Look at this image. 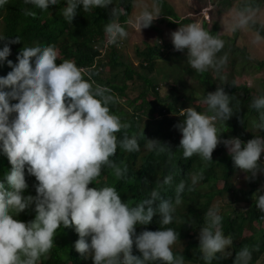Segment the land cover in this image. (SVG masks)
<instances>
[{"label": "clouds", "instance_id": "clouds-1", "mask_svg": "<svg viewBox=\"0 0 264 264\" xmlns=\"http://www.w3.org/2000/svg\"><path fill=\"white\" fill-rule=\"evenodd\" d=\"M114 2L63 0L60 12L72 24L78 9L90 12ZM8 3L9 0H0V9ZM24 3L47 11L61 0H24ZM133 7L139 11L125 23L140 34L161 15L159 0L151 3L133 0ZM24 12L35 15L30 9ZM121 14L122 8L111 10L112 18L104 27L106 39L96 46L102 57L114 48L123 51L126 42L123 39L129 32L119 22ZM254 17L253 9L245 7L231 17V28L243 29L254 22ZM170 36L176 52L187 50V62L197 72L219 70L227 61V56L217 58L224 41L199 22L180 24ZM5 38L0 36V40ZM20 40L16 36L0 48V62L7 60L12 68L6 76H0V152L6 154L12 165L0 178V264H38L42 256L50 255L60 245L61 233L64 241L74 243L76 234L74 237L62 232L73 233V229L79 236L75 249L85 259L91 258L93 264H184L183 255H174L172 249L178 239L173 228L136 233L137 225L150 224L157 213L161 225L173 222L174 204L181 202L184 182L176 187L174 200L165 199L153 188L150 195L134 206L124 202L113 186L89 187L104 168L112 169L117 178L127 175V167L117 166L111 157L118 146L127 152L139 151L138 134L131 137L125 134L118 139L116 134L124 132L128 125L110 111L109 105L114 101L110 90L95 84L91 74L74 61L65 59L57 63L59 53L55 46L23 47L17 63L8 60L9 44ZM248 85L251 86V81ZM233 99L223 87H218L206 95L207 112L192 106L183 109L180 116L184 118L176 125L182 133L179 148L185 159L197 154L204 161H213V150L223 142L234 165L249 174L246 178H254L264 172V136H254L246 143L239 137L222 141L224 131L217 126L234 114ZM13 100L16 102L10 103ZM251 107L259 112L256 127L264 131V95L255 97ZM145 148L164 150L163 144L155 139H146ZM171 156L170 151V159ZM26 167L27 173L38 181L36 193L27 195ZM198 179L193 176L192 183L196 184ZM172 181L173 174L169 173L160 183L170 185ZM253 198L264 213V189H258ZM221 222L219 209L209 208L199 233V250L205 264L218 259V253L231 254L226 249L233 241L223 234ZM134 244L141 255L133 254ZM250 260L251 253L244 247L237 253L234 264H250Z\"/></svg>", "mask_w": 264, "mask_h": 264}, {"label": "trees", "instance_id": "trees-1", "mask_svg": "<svg viewBox=\"0 0 264 264\" xmlns=\"http://www.w3.org/2000/svg\"><path fill=\"white\" fill-rule=\"evenodd\" d=\"M233 1L236 2L238 11L245 7L253 9L254 12L264 8V0H221L224 7L232 5ZM63 7V0L59 5L50 6L47 11L25 4L24 0H9L0 9V36L6 37L0 40V48L19 36L21 40L18 43L9 44L11 54L7 58L17 63V56L23 47L36 44L53 45L59 53L57 63L65 59L74 61L91 74L95 84L110 90L114 97L109 105L110 111L128 125L124 132L116 135L119 139L125 134L129 137L138 134L140 150L127 152L118 146L111 159L121 168L126 166L127 175L117 178L112 169L104 168L89 187L113 186L124 202L134 206L150 195L153 188H157L165 199L174 200L176 187L183 181L185 189L181 193V202L174 204L173 222L161 225L160 215L157 213L150 224L137 225L136 233L146 229L156 231L160 227L173 228L178 234V239L172 246L174 255L182 254L184 264H205L199 250V233L205 223V213L209 208L216 207L222 216L221 230L233 243L226 249L231 254L218 253V259L213 260L212 264H234L237 253L244 247L251 253L250 264H264V213L256 207L253 198L254 193L264 183V172L257 173L254 178H248L241 184L236 176L244 171L234 165L223 142L213 150V161H204L197 154L185 159L183 150L179 148L182 133L176 127L184 118L180 116L183 109L192 106L198 111L207 112V93L223 87L234 97L231 104L235 112L228 121L218 122V128L224 131L221 133L222 141L239 137L246 143L254 136H264V131L256 127L259 112L251 107L255 97L264 95V86L261 89L252 88L248 84H237L235 79L236 73L241 74L235 68L236 63L249 61V54L235 46L236 38L220 36L224 41V48L217 53V58L227 56L226 63L219 70L209 68L205 72H197L187 62L186 49L173 52L170 50L174 45L157 41L153 45L146 43L144 47L138 46L135 49L136 58L139 60V64L135 66L120 49L114 48L102 57L96 48L106 39L104 27L112 18L111 10L114 7L124 10V14L118 19L127 27L125 22L131 16L133 0H115L106 8L98 7L90 12L78 9L72 24L67 23L61 15L60 9ZM159 7V24L166 23L169 28L175 29L180 24L193 22L190 19L182 20L166 0H159ZM25 9L34 11L35 15H25ZM249 26L264 37L262 24L254 21ZM203 27L215 35L219 33L217 24L209 29L207 22H204ZM231 55L243 56V60L231 58ZM226 66L232 68L228 73L223 72ZM161 67L170 68V71L162 74ZM252 68L256 71L264 70V61L252 64ZM11 70L7 60L0 62V76H6ZM168 82L169 91L162 95L161 90L166 88ZM122 100L128 102V105L123 106ZM151 138L160 141L164 150L146 149L145 140ZM11 167L6 154L0 152V178ZM169 173L173 174L172 183L161 186L160 182ZM244 174L249 176L246 172ZM193 176L199 177L196 184L192 183ZM25 179L28 188L24 194L36 193L38 181L27 173V167ZM73 230V233L65 230L62 232L73 236L76 234L78 240V233ZM59 240L60 245H56L50 255L42 256L38 264H93L91 258L85 259L77 252V240L74 243L64 241L62 233ZM133 254L141 255L135 244Z\"/></svg>", "mask_w": 264, "mask_h": 264}, {"label": "rangeland", "instance_id": "rangeland-1", "mask_svg": "<svg viewBox=\"0 0 264 264\" xmlns=\"http://www.w3.org/2000/svg\"><path fill=\"white\" fill-rule=\"evenodd\" d=\"M176 11L178 16L184 19H190L202 24L207 22V26L211 29L214 25H218L219 36H226L228 38H236L235 46L241 48L243 52L249 54L250 60L246 63H236L235 68L240 70L241 74L236 73L235 79L237 84H248L251 81V87L258 89L264 86V70L256 71L252 68V64L264 61V37H262L258 32L252 30L249 26H245L243 29L233 30L231 28V17L237 12L236 2L233 1L232 5L224 7L221 0H166ZM151 3V0H148ZM161 10V9H160ZM139 11L138 8L132 9L131 15L134 12ZM157 18L153 22V27L150 26L141 30V34L136 32L131 28H126L129 35L125 40L123 51L127 59L133 63V65H138V60L136 58L135 49L139 47H144V44H154L160 41L164 44H172L171 32L178 30V28H169L166 23L159 24ZM254 21L260 23L264 26V8L260 11L255 12ZM157 28V29H156ZM176 52L175 48L170 50ZM179 54V53H178ZM183 54V53H182ZM235 56L231 55V58ZM238 60L242 61L243 56H236ZM170 68L161 67L162 74H167ZM224 73H228L232 70L231 67L226 66L223 68ZM165 89H162V95H165L167 90L169 91V82L166 84ZM190 90V89H188ZM128 102H125V106ZM152 139V138H151ZM247 176L244 172L240 173V176H236V179L242 184ZM261 189H264V184ZM220 205L219 202H216ZM244 207V206H242Z\"/></svg>", "mask_w": 264, "mask_h": 264}]
</instances>
